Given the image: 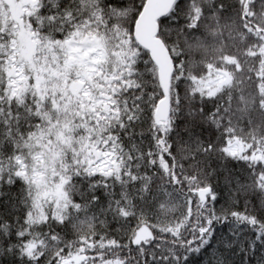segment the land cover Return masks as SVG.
I'll return each mask as SVG.
<instances>
[{
	"label": "snow or ice",
	"instance_id": "1",
	"mask_svg": "<svg viewBox=\"0 0 264 264\" xmlns=\"http://www.w3.org/2000/svg\"><path fill=\"white\" fill-rule=\"evenodd\" d=\"M0 264H264V0H0Z\"/></svg>",
	"mask_w": 264,
	"mask_h": 264
}]
</instances>
